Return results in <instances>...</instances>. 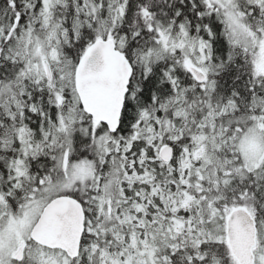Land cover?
Here are the masks:
<instances>
[{"label":"snow or ice","instance_id":"obj_1","mask_svg":"<svg viewBox=\"0 0 264 264\" xmlns=\"http://www.w3.org/2000/svg\"><path fill=\"white\" fill-rule=\"evenodd\" d=\"M0 264H264V0H0Z\"/></svg>","mask_w":264,"mask_h":264}]
</instances>
